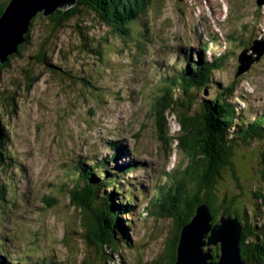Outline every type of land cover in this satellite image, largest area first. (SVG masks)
<instances>
[{"label": "rangeland", "instance_id": "rangeland-1", "mask_svg": "<svg viewBox=\"0 0 264 264\" xmlns=\"http://www.w3.org/2000/svg\"><path fill=\"white\" fill-rule=\"evenodd\" d=\"M150 3L145 17V35H151L148 48L153 50L154 45L161 43L192 46L210 37L211 43H214L211 47L213 54L228 57L223 66L213 70L211 80L220 82L226 88L232 87L230 100L244 111L259 113L264 110V3L261 6L257 0H154ZM85 12L82 15L86 17ZM79 23L80 29L74 28V23H71V27L57 36V43L49 48L47 60L60 68L61 73L34 67L33 76L39 78L25 89L19 76V69H26L30 64L27 56L31 54V47L25 44L21 58L12 60L9 69L0 78L2 97L13 95L14 99L13 107L5 113L7 116L3 117V121L10 138L8 151L18 158L14 165L19 166L11 171V175L10 172L2 175L8 189L4 196L6 201L0 202V240L15 246L22 259H26L25 254H34L38 260L40 255H50L52 260H80L75 248L64 249L60 241L67 226L65 220L70 214L67 211L69 197L60 189L65 182L70 184V177L65 178V170L70 164L78 163L88 155L103 153L106 149L115 150L117 138L121 140L117 142L118 148L126 152L121 154L117 151L115 163L111 164L119 161L126 166L133 163L139 165V168L123 176L126 181L123 191L133 190V194L141 188L144 193L151 194V198L161 193L163 188L158 187H163V184L147 187L144 180L151 178L153 182L157 173L158 179L164 182L165 177L162 176L169 173L176 175L175 171L179 172L188 165L177 142L160 140L151 127L154 121L151 97L159 87L143 89L140 80L151 79L155 85L160 72L138 71L136 67L131 70L132 60L127 54L130 51L135 56L145 55L142 37L129 42L125 38L127 44L119 46V41L111 36L106 26L81 18ZM142 24L140 20L137 27L132 28L131 31L137 34L134 36L143 35ZM89 25L90 29L84 28ZM79 31L87 33L92 46L102 44L101 63L99 59L93 64L87 54L86 58L77 56L74 50L82 41L77 33ZM43 35L44 23L37 18L31 31L32 40L37 43ZM236 40L240 44L229 54V49L233 47L231 42ZM254 47L263 50L262 55L247 71L237 74L240 65L238 54L246 51L247 55L256 58L257 54L251 49ZM193 50L199 53L200 47L197 45ZM161 59L169 60L166 54ZM202 59L204 56L199 63ZM25 61L27 65L24 66ZM87 67L100 71L102 77L90 81V86H95L96 90L86 96L85 91L76 90L68 82L64 72L69 71L72 76L83 78ZM168 129L174 136L180 131L174 116L169 118ZM133 157L136 159L134 162L131 161ZM256 159L252 157L253 162ZM158 162L164 164L158 166ZM227 178V184L220 181L217 185H221L219 190L222 192L232 189L233 182L230 177ZM55 197H59L61 204L56 208L51 207L50 202ZM138 197L143 198L142 201L127 216L132 220L130 239L133 247L124 252V264L155 261L163 264L165 243L174 232V222L152 214L140 217L137 211L145 207L149 197ZM169 198V203H175L172 196ZM243 202L250 201L243 198ZM69 210L77 217L78 212L72 207ZM253 222L257 225V218H253ZM118 260L116 255L110 264H120Z\"/></svg>", "mask_w": 264, "mask_h": 264}, {"label": "trees", "instance_id": "trees-1", "mask_svg": "<svg viewBox=\"0 0 264 264\" xmlns=\"http://www.w3.org/2000/svg\"><path fill=\"white\" fill-rule=\"evenodd\" d=\"M152 1L154 0H77L72 8L57 10L49 17L38 14L31 21L17 53L0 65V78L9 69L12 60L21 58L25 44L31 47V54L27 56L30 64L27 65L26 61L23 63L29 67L19 69L25 89L39 78L33 76L34 67L61 73L60 68L47 60L49 48L57 43V36L71 27V23H74V28L80 29V18L106 26L112 33L111 36L119 41V46H124L122 44H127L124 42L125 38L129 42L132 36L135 37L136 33L131 28L140 20L147 28L146 10ZM8 2L9 0H0V17ZM83 11H86V17L82 15ZM37 18H41L44 23L45 36L36 43L32 40L31 31ZM90 27L91 25L84 28ZM77 33L82 41L74 50L75 53L84 58L90 56L95 64V60H99L103 54V49L100 48L102 44L92 46L87 33ZM231 43L233 47L229 49V54L240 44L238 40ZM242 44L244 47V43ZM127 54L135 64L139 62V56L132 55L130 51ZM227 58L219 56L216 62L209 64L211 67L207 63L195 62L189 56L181 64L173 66V69L160 66L164 68V73L156 85L159 88L155 86L157 91L151 97L154 120L151 127L160 140L166 143L176 141L177 147L188 160V165L179 172L175 171L176 175H169L161 193L154 195L151 202L139 211L140 217L152 214L156 218L167 217L174 222V232L165 243L163 264H173L180 230L191 220L196 208L203 204L213 216L212 224L224 213L236 218L242 225L240 256L244 264H264V110L259 113L254 110L244 111L231 102L232 87L226 88L220 82L211 80L213 70L223 66ZM101 61L102 59L100 63ZM87 68L83 78L72 76L69 71L64 72L68 82L76 90L85 91L86 96L96 90L95 86H90V81H97L102 77L100 71ZM2 96L0 91V202H5L8 187L3 183L2 175L7 172L11 175V171L19 166L14 165L18 158L8 151L10 138L3 121V117L7 116L5 113L13 107L14 99L13 95ZM172 116L179 126L177 136L169 133L168 121ZM252 157L257 159L253 162ZM111 161L112 158L108 157L96 163L84 160L70 164L65 170L66 178L70 177V184L65 182L60 192H67L70 202L67 211L70 214L65 220L67 226L60 241L64 249L75 248L80 260H52L50 255H40L38 260L34 254H25L27 258L22 259L15 246L0 242V264H110L116 255L121 264H124V252L133 247L130 239L132 220L127 216L134 210L135 196L132 194L133 190L123 191L126 188L123 183L126 184V181L122 178L131 169L123 165H112ZM225 174L230 177L233 186L222 192L219 190L221 185H217L220 181L227 184ZM129 186L133 189L132 185ZM171 196L175 203L168 202ZM243 198L250 202L244 203ZM50 202L54 208L61 205L59 197ZM71 207L76 212L81 208L77 217L69 210ZM253 218H257V225ZM96 231L102 234V239ZM212 251L217 254L218 246L212 248ZM158 263L155 261L148 264Z\"/></svg>", "mask_w": 264, "mask_h": 264}, {"label": "water", "instance_id": "water-1", "mask_svg": "<svg viewBox=\"0 0 264 264\" xmlns=\"http://www.w3.org/2000/svg\"><path fill=\"white\" fill-rule=\"evenodd\" d=\"M76 1L9 0L0 17V65L6 63L9 56L17 53L18 46L24 42L29 31L31 21L38 14L49 17L57 10L72 8ZM263 3L264 0H257L258 5ZM251 49L257 54L256 58L247 55L246 51L239 54L237 74L247 71L262 55L263 50L255 47ZM78 210L81 212V208ZM195 211L191 220L180 230L173 264H244L240 256L242 225L237 219L222 213L217 222L212 224L213 216L205 204L198 206ZM96 233L102 239V234L98 231ZM216 246L219 251L214 254L212 248Z\"/></svg>", "mask_w": 264, "mask_h": 264}, {"label": "bare ground", "instance_id": "bare-ground-1", "mask_svg": "<svg viewBox=\"0 0 264 264\" xmlns=\"http://www.w3.org/2000/svg\"><path fill=\"white\" fill-rule=\"evenodd\" d=\"M261 42H263V41H261ZM5 190V189H4ZM193 217V216H192Z\"/></svg>", "mask_w": 264, "mask_h": 264}]
</instances>
